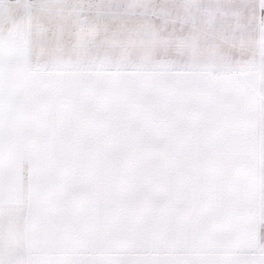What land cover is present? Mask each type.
<instances>
[{
    "label": "snow or ice",
    "instance_id": "obj_1",
    "mask_svg": "<svg viewBox=\"0 0 264 264\" xmlns=\"http://www.w3.org/2000/svg\"><path fill=\"white\" fill-rule=\"evenodd\" d=\"M0 264H264V0H0Z\"/></svg>",
    "mask_w": 264,
    "mask_h": 264
}]
</instances>
